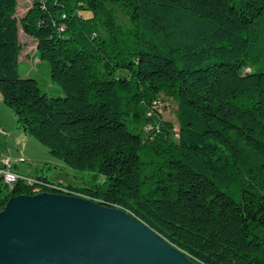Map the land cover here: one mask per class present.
Instances as JSON below:
<instances>
[{
	"label": "trees",
	"instance_id": "1",
	"mask_svg": "<svg viewBox=\"0 0 264 264\" xmlns=\"http://www.w3.org/2000/svg\"><path fill=\"white\" fill-rule=\"evenodd\" d=\"M16 7L0 0V99L87 175L0 176V211L12 196L64 188L125 210L193 264H264V0H31L20 17ZM19 27L59 95L20 75ZM166 100L176 131L146 116Z\"/></svg>",
	"mask_w": 264,
	"mask_h": 264
},
{
	"label": "water",
	"instance_id": "2",
	"mask_svg": "<svg viewBox=\"0 0 264 264\" xmlns=\"http://www.w3.org/2000/svg\"><path fill=\"white\" fill-rule=\"evenodd\" d=\"M0 264H193L125 210L65 193L10 197L0 211Z\"/></svg>",
	"mask_w": 264,
	"mask_h": 264
},
{
	"label": "rangeland",
	"instance_id": "3",
	"mask_svg": "<svg viewBox=\"0 0 264 264\" xmlns=\"http://www.w3.org/2000/svg\"><path fill=\"white\" fill-rule=\"evenodd\" d=\"M30 4L31 0H17L16 16L20 17L23 15ZM110 7L113 9L119 23L127 26L130 24L129 15L120 6L110 4ZM82 14L88 15V13ZM18 36L22 44V50L18 59L20 75L36 79L42 92L52 96L59 95L58 87L50 81L49 65L46 61H39L37 58L35 41L25 35L20 27ZM34 53L36 55L33 57ZM158 107L159 109L157 111H146V116L151 118L152 123H156L159 117L170 121L174 124V130L176 131V104L171 100H166L164 108L163 105ZM21 131L16 124L14 113L0 99V160L3 157L11 159L13 168L17 166L20 173L28 176L41 175L53 181L61 179L64 185L68 183L81 185V179L79 177L82 175L86 176L87 172L76 171L66 167L61 161L50 156L44 145L29 135H27V138L30 142H16V136ZM171 139L176 140L175 133L172 134ZM24 147L33 157L23 152ZM49 160H53V162H49ZM57 162L62 164V167H59Z\"/></svg>",
	"mask_w": 264,
	"mask_h": 264
},
{
	"label": "built area",
	"instance_id": "4",
	"mask_svg": "<svg viewBox=\"0 0 264 264\" xmlns=\"http://www.w3.org/2000/svg\"><path fill=\"white\" fill-rule=\"evenodd\" d=\"M0 176L4 184H12L18 180H23L26 184L31 185V184H35V181H37V179L34 176H27L16 171L13 168L11 159L7 157H3L1 159ZM48 186H52V185L48 184ZM58 191L59 192L56 193H64V188H59Z\"/></svg>",
	"mask_w": 264,
	"mask_h": 264
},
{
	"label": "crops",
	"instance_id": "5",
	"mask_svg": "<svg viewBox=\"0 0 264 264\" xmlns=\"http://www.w3.org/2000/svg\"><path fill=\"white\" fill-rule=\"evenodd\" d=\"M19 131V130H18ZM19 141H22V142H30L29 140H28V138H27V135L23 132V131H21V132H18V134H17V136H16V142H19ZM24 150H23V152L25 153H27V154H29V155H31L28 151H27V149L24 147L23 148ZM32 156V155H31ZM33 157V156H32ZM49 162H53V160L52 161H50L49 160ZM0 164H1V160H0ZM57 165L59 166V167H62V164H59L58 162H57ZM14 168H15V170L16 171H18V169H17V166H14ZM19 172V171H18ZM20 173V172H19ZM21 174H23V173H21ZM25 175V174H24ZM28 176V175H27ZM56 182H60V183H62V181H61V179H58Z\"/></svg>",
	"mask_w": 264,
	"mask_h": 264
},
{
	"label": "bare ground",
	"instance_id": "6",
	"mask_svg": "<svg viewBox=\"0 0 264 264\" xmlns=\"http://www.w3.org/2000/svg\"><path fill=\"white\" fill-rule=\"evenodd\" d=\"M35 182H36V181H35ZM12 184H13V183H12ZM12 184H7V185H12ZM64 193L67 194V193L65 192V189H64Z\"/></svg>",
	"mask_w": 264,
	"mask_h": 264
},
{
	"label": "flooded vegetation",
	"instance_id": "7",
	"mask_svg": "<svg viewBox=\"0 0 264 264\" xmlns=\"http://www.w3.org/2000/svg\"><path fill=\"white\" fill-rule=\"evenodd\" d=\"M38 183H42V182L38 181Z\"/></svg>",
	"mask_w": 264,
	"mask_h": 264
}]
</instances>
